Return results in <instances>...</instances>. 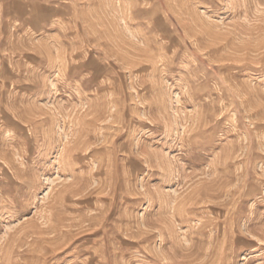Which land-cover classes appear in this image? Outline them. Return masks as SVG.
Masks as SVG:
<instances>
[{"label": "rangeland", "instance_id": "obj_1", "mask_svg": "<svg viewBox=\"0 0 264 264\" xmlns=\"http://www.w3.org/2000/svg\"><path fill=\"white\" fill-rule=\"evenodd\" d=\"M0 264H264V0H0Z\"/></svg>", "mask_w": 264, "mask_h": 264}, {"label": "bare ground", "instance_id": "obj_2", "mask_svg": "<svg viewBox=\"0 0 264 264\" xmlns=\"http://www.w3.org/2000/svg\"><path fill=\"white\" fill-rule=\"evenodd\" d=\"M118 46V45H117ZM78 146V145H77ZM57 246V245H56Z\"/></svg>", "mask_w": 264, "mask_h": 264}]
</instances>
